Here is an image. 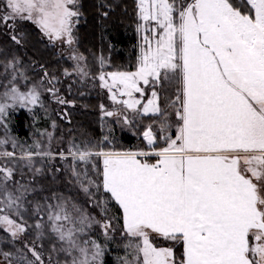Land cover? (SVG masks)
I'll return each instance as SVG.
<instances>
[{"label": "snow or ice", "instance_id": "6c2138e0", "mask_svg": "<svg viewBox=\"0 0 264 264\" xmlns=\"http://www.w3.org/2000/svg\"><path fill=\"white\" fill-rule=\"evenodd\" d=\"M72 3L6 0L11 11L0 16V23L11 27L8 22L17 16L33 19L46 35L66 36L71 44L72 17L77 15L68 7ZM248 4L250 10L242 13L230 0L187 4L139 0L140 18L156 26L155 47L145 36L147 47L136 72H110V84L100 76L111 99L129 109L141 103L134 97L144 94L141 82L151 83L145 114L161 113L156 83L175 80L179 85L178 131L174 138L162 137L165 146L152 153L155 163L137 158L148 157L147 152L96 153L103 156V190L122 209L127 234L137 238L141 264H175L173 250L154 246L151 233L182 240L181 264H264V0H248ZM34 10L38 16H33ZM24 12L27 17L21 15ZM12 39L20 43L16 35ZM117 93L128 99L119 100ZM17 98L31 103L39 99L35 91L13 97ZM161 116L164 132L170 125ZM143 135L149 145L154 144L151 127ZM91 154L81 152L79 158ZM10 176L9 171L4 179ZM19 199L6 192L0 203L11 207ZM0 223L14 237L24 230L7 215L0 217ZM71 237L68 232L75 247ZM64 238L61 232L60 239ZM93 246L99 255V245L93 242ZM29 250L41 261L35 250ZM79 250L85 255L82 264H87V249Z\"/></svg>", "mask_w": 264, "mask_h": 264}, {"label": "rangeland", "instance_id": "374dc122", "mask_svg": "<svg viewBox=\"0 0 264 264\" xmlns=\"http://www.w3.org/2000/svg\"><path fill=\"white\" fill-rule=\"evenodd\" d=\"M20 2L23 4L25 0ZM79 2L74 0L68 5L77 12L72 17L71 44L67 43L66 36L55 39L46 35L33 19L17 16L8 22L11 27L0 23V105L4 106L0 112V201L5 200L6 192L20 197L11 207L0 203V217L7 215L24 229L14 237L8 226L0 223V264H41V261L43 264H82L85 255L80 248L87 249V264H103L105 251L113 258V264H141L142 261V254L136 250L137 238L129 236L124 227L122 209L111 198L119 208L118 213L103 194V156L96 153L147 152L150 153L148 157L137 158L155 163L157 158L152 153L165 146L162 137L174 138L178 131L180 121L176 108L179 101L176 95L179 85L175 80L155 84L157 104L170 125L164 132H161V113L143 112V106L152 98L151 83L144 85L141 82L143 95L134 93V97L141 101L136 109L113 101L109 89L102 86L100 76L103 74L108 79V73L119 70H107L111 69L107 60L102 57L89 60L77 48L75 30L81 18ZM178 2L187 4L191 0ZM138 3L139 0H135L134 23L130 24V35L134 38L132 54L127 55L130 60L122 66L130 70H120L122 72L137 71L147 47L145 36H149L155 47L156 33L152 29L156 26L152 21H142ZM10 11L6 0H0V16ZM32 14L39 15L35 10ZM21 15L27 17L28 13ZM25 29L36 32L42 45L56 55L60 63L55 69H46L44 64L24 52L29 41ZM12 35L19 38V44ZM108 83H111L110 79ZM33 91L39 97L36 103L13 99ZM83 94L98 99L100 134L97 138L87 137L71 123L73 112L82 109L75 98ZM117 98L121 101L128 99L118 93ZM61 100L65 102L61 103ZM107 112L113 115L109 116ZM20 114L25 119L22 122L24 132L19 136L11 125L14 117ZM146 117L155 119L145 120ZM149 127L156 136L152 145L143 135ZM81 152L92 154L81 160ZM91 157L100 160V174ZM91 170L93 174L88 173ZM9 171L11 176L5 180ZM36 215V220L31 219ZM56 215L61 218L55 219ZM61 232L65 233L63 240L60 239ZM68 232L72 233L75 247L67 238ZM150 239L156 247L171 248L175 264H181L184 259L182 240H168L155 233L150 234ZM93 242L99 245V255H95L98 250ZM178 246L182 247L180 261L175 258L174 251ZM30 248L40 255L41 261L36 260Z\"/></svg>", "mask_w": 264, "mask_h": 264}, {"label": "trees", "instance_id": "16d2710c", "mask_svg": "<svg viewBox=\"0 0 264 264\" xmlns=\"http://www.w3.org/2000/svg\"><path fill=\"white\" fill-rule=\"evenodd\" d=\"M235 8L242 13L249 11L243 0H230ZM135 0H80L79 15L81 18L76 27L77 48L81 54L87 59L94 60L96 57H102L107 60L111 66V70H130L122 68L130 59L127 55L132 54L131 44L133 43V35L130 24L134 23L135 16ZM29 35L27 46L25 45V53L37 59L44 64L46 69L53 70L60 63L56 55L46 49L38 39V34L32 29H25ZM120 50V51H119ZM130 57V56H129ZM75 102L82 105V109L73 110L71 123L77 126V129L87 137L97 138L100 134L99 116H98V99L86 94L75 98ZM23 115L14 117L12 128L17 130V134H23ZM145 120L155 119L146 117ZM91 160L95 162L97 173L100 174L102 165L99 159ZM97 158V157H96ZM93 174V170L88 171ZM56 192H60L57 190ZM112 205L119 213V208L111 197L104 192ZM31 219L36 220L35 217ZM94 236L97 234L92 232ZM97 238L100 237L97 235ZM101 241V240H100ZM41 242V241H40ZM102 243V241H101ZM175 258L179 261L182 259V247L178 246L174 249ZM103 264H113V258L109 252H104Z\"/></svg>", "mask_w": 264, "mask_h": 264}, {"label": "crops", "instance_id": "0c3cea01", "mask_svg": "<svg viewBox=\"0 0 264 264\" xmlns=\"http://www.w3.org/2000/svg\"><path fill=\"white\" fill-rule=\"evenodd\" d=\"M243 2L245 3V5L248 7V9L250 10V5L248 4V0H243ZM153 156V155H152ZM154 157H156V156H154ZM183 247V251H184V246H182ZM184 256V255H183Z\"/></svg>", "mask_w": 264, "mask_h": 264}, {"label": "water", "instance_id": "95a60500", "mask_svg": "<svg viewBox=\"0 0 264 264\" xmlns=\"http://www.w3.org/2000/svg\"><path fill=\"white\" fill-rule=\"evenodd\" d=\"M146 141V140H145Z\"/></svg>", "mask_w": 264, "mask_h": 264}]
</instances>
